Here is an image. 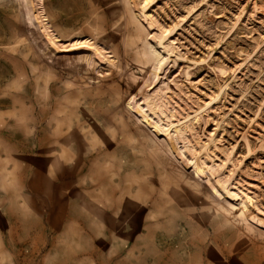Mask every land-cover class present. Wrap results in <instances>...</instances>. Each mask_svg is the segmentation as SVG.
I'll return each instance as SVG.
<instances>
[{
	"label": "rangeland",
	"instance_id": "obj_1",
	"mask_svg": "<svg viewBox=\"0 0 264 264\" xmlns=\"http://www.w3.org/2000/svg\"><path fill=\"white\" fill-rule=\"evenodd\" d=\"M0 264H264V0H0Z\"/></svg>",
	"mask_w": 264,
	"mask_h": 264
},
{
	"label": "bare ground",
	"instance_id": "obj_2",
	"mask_svg": "<svg viewBox=\"0 0 264 264\" xmlns=\"http://www.w3.org/2000/svg\"><path fill=\"white\" fill-rule=\"evenodd\" d=\"M221 90V89H220Z\"/></svg>",
	"mask_w": 264,
	"mask_h": 264
}]
</instances>
